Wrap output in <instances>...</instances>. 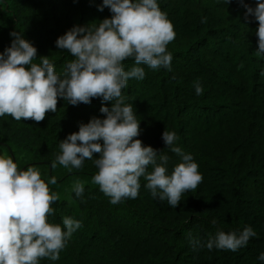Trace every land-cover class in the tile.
I'll list each match as a JSON object with an SVG mask.
<instances>
[{
    "label": "trees",
    "instance_id": "obj_1",
    "mask_svg": "<svg viewBox=\"0 0 264 264\" xmlns=\"http://www.w3.org/2000/svg\"><path fill=\"white\" fill-rule=\"evenodd\" d=\"M174 26L171 70L145 65L142 81L130 79L123 90L140 120L135 139L162 151L169 173L182 162L162 141L174 131L175 146L191 154L203 176L196 189L184 193L176 208L151 196L141 177L136 199L113 205L92 182L97 168L86 160L80 169L52 167L59 143L93 117L103 119L100 98L72 106L58 99L57 111L45 119L0 117V154L13 155L21 170L35 166L59 199L50 223L65 217L81 222L60 259L40 264H261L264 253V55H257L258 22L243 5L255 0H158ZM102 0H0V53L17 31L37 49L34 63L48 57L62 73L73 57L55 46L73 26L111 18ZM206 19V22L201 21ZM91 26V25H90ZM125 71L137 66L124 62ZM199 83L203 93L197 95ZM103 106L110 107V102ZM11 152V153H10ZM98 155V154H96ZM95 158V157H94ZM148 171L152 168L149 166ZM84 183L77 199L73 185ZM216 223L213 224L212 221ZM251 226L257 233L236 252L206 247L218 231L239 234ZM198 240L195 246L191 241Z\"/></svg>",
    "mask_w": 264,
    "mask_h": 264
},
{
    "label": "clouds",
    "instance_id": "obj_2",
    "mask_svg": "<svg viewBox=\"0 0 264 264\" xmlns=\"http://www.w3.org/2000/svg\"><path fill=\"white\" fill-rule=\"evenodd\" d=\"M240 3L243 5V0ZM255 5L243 6L246 16L258 22L256 54L264 55V0H255ZM105 7L111 18L91 26H73L56 39V48L73 57L62 73L55 70L48 57L34 63L37 49L22 33L9 34L11 44L0 53V117L40 122L46 113L57 111L58 99L77 106L100 98L99 111L104 118H91L60 142V154L52 167L59 164L71 171L82 168L86 160L92 161L98 170L92 182L113 205L136 199L143 177L154 199L166 200L176 208L182 195L202 182L199 165L191 154L175 146L178 136L174 131H163L164 145L182 160L169 173V157L135 139L141 134L140 120L123 95L130 79H145L144 67L139 65L171 70L173 57L167 46L176 37L174 26L158 0H102L97 10L102 12ZM129 58L137 66L125 71L123 62ZM194 88L197 95L203 93L199 83ZM104 102L111 106H103ZM55 183V178L46 183L37 167L21 170L10 156L0 154V264H40L41 259H60L81 222L71 217H65L62 225L49 222L55 214L52 205L59 197L48 185ZM84 187L81 181L73 185L77 199L82 197ZM256 236L251 226L239 234L218 231L206 247L236 252ZM191 242L194 246L199 243ZM257 259L264 264V253Z\"/></svg>",
    "mask_w": 264,
    "mask_h": 264
},
{
    "label": "water",
    "instance_id": "obj_3",
    "mask_svg": "<svg viewBox=\"0 0 264 264\" xmlns=\"http://www.w3.org/2000/svg\"><path fill=\"white\" fill-rule=\"evenodd\" d=\"M1 145V144H0ZM11 153V152H10ZM11 158L14 160V162L16 163V161H15V159H14V156L13 155H11Z\"/></svg>",
    "mask_w": 264,
    "mask_h": 264
}]
</instances>
